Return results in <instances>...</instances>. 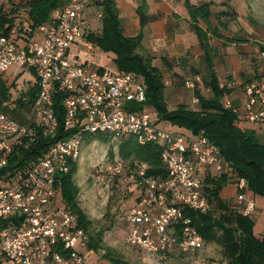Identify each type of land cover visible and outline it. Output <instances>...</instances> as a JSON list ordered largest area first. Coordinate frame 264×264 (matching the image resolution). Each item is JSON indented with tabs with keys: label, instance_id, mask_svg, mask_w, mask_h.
Wrapping results in <instances>:
<instances>
[{
	"label": "built area",
	"instance_id": "2783aa9c",
	"mask_svg": "<svg viewBox=\"0 0 264 264\" xmlns=\"http://www.w3.org/2000/svg\"><path fill=\"white\" fill-rule=\"evenodd\" d=\"M86 1L64 0L23 45L19 42L22 38L7 35L0 28V76L12 84L22 71H28L37 82L28 123L10 117L0 103V264H87L84 249L96 255L99 264H111L105 258V248L89 246L88 233L78 216L60 205L57 198L59 177L79 159L87 136L100 133L114 141L133 138L141 145L161 146L169 176L161 181L145 179L138 203L123 217L128 226L125 241L139 251L165 257L167 251L202 250L204 241L189 225L183 209L208 211L204 178L222 172L230 175L219 148L207 137L162 129L147 109L130 110L132 103L146 100L145 86L135 74L113 73L80 62L73 55L71 45L83 36ZM87 47L94 55L95 46L89 42ZM259 59L264 64V49L259 51ZM11 67L16 71L10 81ZM183 83L193 92L188 108L194 109L199 104L195 91L202 87L203 78L194 75ZM234 85L233 81L220 83L227 89ZM57 93L63 94L64 127L72 132L33 161H12L19 150L29 146L36 128L49 136L58 129L54 108ZM222 107L235 115L236 126L254 123L264 133V73L243 83L240 103L226 94ZM109 168L111 177L118 175L121 162ZM144 173L145 166L141 165L130 177H144ZM234 185L235 204L244 215L254 217L257 206L247 196V181L240 178Z\"/></svg>",
	"mask_w": 264,
	"mask_h": 264
},
{
	"label": "trees",
	"instance_id": "16d2710c",
	"mask_svg": "<svg viewBox=\"0 0 264 264\" xmlns=\"http://www.w3.org/2000/svg\"><path fill=\"white\" fill-rule=\"evenodd\" d=\"M89 1L85 2V7ZM138 1L136 11L142 18L143 3L142 0ZM183 3L194 21L193 30L197 33L200 46L204 50L207 49V43L202 38L204 34L222 37L223 34L218 31V28L227 26L224 19H229L235 14L236 9V6L234 9L227 2L217 3L216 0H201L193 4L190 0H184ZM63 4L64 0H0V28L7 35L13 34V37L27 40L34 28L49 21L52 11ZM93 4L100 10L102 24L98 32L88 33V40L102 52L113 54L116 67V72L113 73H133L145 86V102L132 103L130 110L147 109L154 113L153 119L156 124L163 122L176 125L188 129L192 136L207 137L219 148L227 167L230 168V175L222 172L214 177L204 178V190L210 200V208L206 212L183 209L185 217L190 219L189 225L198 231L205 245H217L221 248L226 264H264V234L260 237L256 236L255 218L244 215L242 208L234 201L226 200L221 196L224 186L244 178L247 181L249 192L264 197V133L260 128L258 132L235 125V115L222 107L223 97L228 95L231 89L220 87L215 73L209 69L202 78L203 84L210 89L211 94L207 97L195 91L199 97V104L194 109H189L188 106L182 104L171 107L170 98L164 93L166 85L161 72L152 64L150 57L140 52L141 34L136 37H128L124 34L122 15L115 0H94ZM23 22H25L24 25ZM195 23H201V27L196 26ZM233 39L248 40L245 37H233ZM259 47L264 49V46ZM36 92V80L27 87H16L15 83L8 84L0 76L2 108L10 117L21 123L29 121L28 116ZM62 98V93H57L54 97V108L59 118V127L54 135H44L42 130L36 128V134L29 146L24 150H19V154L14 155L12 161L18 158L19 162L33 161L42 155L53 142L72 132L64 127L62 121ZM86 138L104 142L110 140L109 137L100 133ZM118 147L119 155L125 163L124 167L129 177L136 172L139 166H145L144 177L128 178L131 180L130 187L142 189L147 178L161 181L169 176L161 159L159 144L141 145L135 139L130 138L120 141ZM77 167L78 159L73 161L67 173L59 177L61 184L58 191V202L78 216L80 225L88 233L89 246L96 249L104 248L101 245L102 231H98L95 236L89 232L91 222L78 204L79 187L74 180ZM116 182L122 184L120 181ZM128 190L133 191L131 188ZM135 199L138 200L139 197ZM171 252L167 251L164 256L170 257ZM198 252H178V254L195 255ZM105 258L111 264H129L122 258L113 256L109 250H106Z\"/></svg>",
	"mask_w": 264,
	"mask_h": 264
},
{
	"label": "rangeland",
	"instance_id": "374dc122",
	"mask_svg": "<svg viewBox=\"0 0 264 264\" xmlns=\"http://www.w3.org/2000/svg\"><path fill=\"white\" fill-rule=\"evenodd\" d=\"M192 1L197 3L201 0ZM216 2H227L233 8L236 6L235 14L229 19H224L227 26L218 28V31L226 37L248 38L255 54L254 59L259 60L258 52L255 53L254 50L260 45L264 46V0H216ZM216 11L214 8V12ZM99 13L100 10L95 5L87 7L83 19V36L71 45V52L80 62L116 72L112 53L102 52L94 43L92 44L95 46V54L88 53L87 46L90 42L87 38L88 33L98 32L101 28L102 20ZM19 42L23 45L24 39H20ZM14 71H16L15 67H11L8 71L10 81L13 79L11 74ZM192 76L194 75L191 73L184 79ZM30 79H34L33 74L22 71L15 79V83L19 87ZM200 90L202 91L203 87ZM208 93L205 89L202 91L203 95ZM169 104L171 107L178 105L172 99H169ZM150 115L153 118L154 113L150 112ZM158 126L171 132L192 135L188 129L176 125L160 122ZM244 128L259 132L258 124L245 123ZM119 144V140L114 141L111 138L108 142L85 138L82 144L74 180L79 187L78 204L91 222L89 232L95 236L98 231H102L101 245L113 256H118L129 264H226L221 248L217 245H205L195 255H180L177 251H172L170 257H161L156 253L136 250L126 243L128 226L124 223V212L138 203L135 197L140 196L141 189L130 187L131 178L119 155ZM116 162H121L120 176L118 174L111 177L112 171L109 167ZM128 188L133 191L130 192ZM235 190V185L229 183L223 187L221 196L226 200H232ZM83 253L87 264H99L96 255H89L87 249H84Z\"/></svg>",
	"mask_w": 264,
	"mask_h": 264
},
{
	"label": "crops",
	"instance_id": "0c3cea01",
	"mask_svg": "<svg viewBox=\"0 0 264 264\" xmlns=\"http://www.w3.org/2000/svg\"><path fill=\"white\" fill-rule=\"evenodd\" d=\"M93 1L90 0L85 7L84 15L87 7L94 5ZM115 1L122 15L124 34L128 37L141 34L140 52L152 59V64L163 76V82L166 85L164 93L178 105L188 106L191 101L193 92L183 83L184 78L191 73L204 78L209 69L215 73L220 83L233 81L235 85L228 96L235 103H240L243 83L264 73V64L260 59L257 60L259 62L254 59L255 54L248 40L236 41L232 40L233 37L206 34L204 40L207 43V49L204 50L200 46L197 33L193 30L194 21L183 3L184 0H142V18L136 11L138 0ZM195 25L200 26L201 23H195ZM261 49L259 47L254 50L255 53L258 52V58ZM34 80H36L35 77L23 82L19 87H27ZM202 87L209 93L203 95L201 88L197 91L208 97L211 94L210 89L204 84ZM247 196L252 198L257 206L254 214V232L260 237L264 234V197L251 192H248ZM234 199L235 196L232 201Z\"/></svg>",
	"mask_w": 264,
	"mask_h": 264
}]
</instances>
